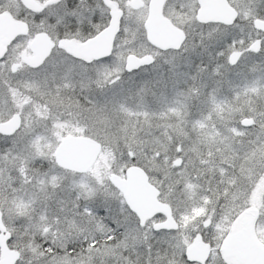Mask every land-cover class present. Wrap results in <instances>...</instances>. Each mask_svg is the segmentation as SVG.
<instances>
[{
  "label": "snow or ice",
  "instance_id": "1",
  "mask_svg": "<svg viewBox=\"0 0 264 264\" xmlns=\"http://www.w3.org/2000/svg\"><path fill=\"white\" fill-rule=\"evenodd\" d=\"M0 264H264V0H0Z\"/></svg>",
  "mask_w": 264,
  "mask_h": 264
}]
</instances>
